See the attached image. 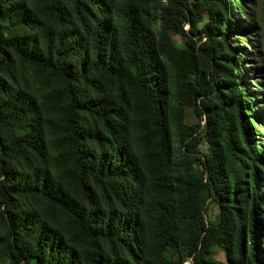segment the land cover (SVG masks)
Returning <instances> with one entry per match:
<instances>
[{
	"label": "rangeland",
	"instance_id": "obj_1",
	"mask_svg": "<svg viewBox=\"0 0 264 264\" xmlns=\"http://www.w3.org/2000/svg\"><path fill=\"white\" fill-rule=\"evenodd\" d=\"M0 1V30L5 37L27 40L35 38L38 40L39 51L45 53L46 37L53 39L54 44L60 38L64 39L63 43L69 40L66 47L71 50L72 38L77 35L80 47L76 52L71 50L70 56L73 58H69L75 67L78 59L87 52L92 58L93 34L99 26L107 30V23L118 44L114 52L115 61L124 63L130 50L123 41L125 16L130 14L135 17L139 29L149 38V56L152 66L159 72L153 80L165 113L163 121L167 130V156L162 154L154 130L147 123L148 112L141 93L125 82L102 73L89 75L86 81L75 86L79 103L84 106L78 116L83 149L88 156L96 159L99 155H111L114 148L120 145L118 147L124 149L139 165L144 185L137 186L136 190L140 192L143 201H162L166 206L167 203L172 204L181 213V221L172 236H167L163 229L154 226L146 228L147 251L142 255L145 263L193 264L189 256L190 247L202 219L211 232L202 235L205 243L200 250H203L206 259L228 264L229 255L234 254L236 233L240 225L238 220L229 221L224 218L219 203L212 198L203 206L194 202L213 169V166L209 167L210 156L213 155L208 134L209 121L214 123L220 120V116L214 115L210 120L209 115L204 114L199 119L194 109L183 107L178 94V78L183 71L187 74L190 71L185 57L188 51H192L195 57L209 49H214L218 57L230 54L239 59L241 56L243 82L246 91L255 97L256 111L262 119L258 126L261 136L257 137L256 142L264 152V43L260 25L264 0H252L251 4L246 5L245 14L237 7L236 1L226 2L232 20L236 23L233 30L241 27L251 30L245 38L231 30L230 51L222 44L217 28L218 19L224 20L223 0H190V22L184 25L186 36L172 31L168 35L164 34L163 16L172 8L169 0H82L78 3L69 0ZM10 9L20 11L21 14L5 18L3 15ZM168 41L177 51L174 56H169L166 50ZM0 80L5 83V90L10 92V96L19 95L29 100L34 110L33 116L29 118L0 119V164L6 166L10 163L12 169H9V173L18 178L21 185L46 172L53 184L62 189L72 203L91 210L92 201L96 205L93 211L97 214L105 212V193L101 186L92 183L86 193L82 192L72 175V163L66 164L61 157L63 152L69 151L63 142L65 117L61 107L65 99L60 94L66 88L65 82L56 75L17 60L0 70ZM189 81L195 85L197 76L192 75ZM229 83L231 80L227 79L217 83L225 98L236 94L228 86ZM198 105L204 112L207 111L206 107L213 112L219 102L217 97L202 95ZM107 119L112 131L118 135L116 142L109 139ZM181 126L198 127L197 133L193 135V139L198 142L196 152L186 153L182 144ZM22 138L25 141L19 152H7L11 143ZM1 151L7 153V156L4 157ZM4 179L5 176L0 173V184ZM163 181H168L175 190L174 196L169 199L161 197L155 190V186ZM261 191L264 193V186ZM12 203L10 210L18 217L25 216L34 223H44L49 231L63 236L67 248L72 252L79 255L89 250L87 245L80 242L64 213L51 203L26 194L14 196ZM261 204L264 206V194L261 196ZM6 209L5 200L0 195V264H13L8 252V226L2 214ZM259 218L264 220V215L260 213ZM258 231L264 235V226L258 227ZM22 243V251L25 252L32 247L33 242L28 237Z\"/></svg>",
	"mask_w": 264,
	"mask_h": 264
},
{
	"label": "trees",
	"instance_id": "obj_2",
	"mask_svg": "<svg viewBox=\"0 0 264 264\" xmlns=\"http://www.w3.org/2000/svg\"><path fill=\"white\" fill-rule=\"evenodd\" d=\"M69 1L78 3L82 0ZM227 1L223 0L224 20L218 19L217 28L222 44L230 51L231 30L243 38L251 30L243 27L233 30L236 23L232 20ZM233 1L237 2V7L244 12L243 14L246 12V5L253 2ZM169 2L172 8L163 16L164 34L168 35V32L172 31L186 36L184 25L190 22V0ZM1 13L2 11L0 16ZM15 14L21 13L10 9L3 16L11 18ZM124 23L126 28L123 41L130 49L124 63L115 61L114 52L118 44L107 23V30L99 26L93 34L92 58L87 52L78 59L76 67L69 58L70 51L76 52L80 47L77 35L72 38L71 50L66 47L69 40L63 43L64 39L60 38V41L54 44L53 39L46 37L44 53L39 51L37 39L27 40L20 37L10 39L0 30V70H4L9 63L17 60L56 75L65 82L66 88L60 94L65 99L61 107L65 117L63 142L69 151L63 152L61 157L66 164L72 163V175L78 181L82 192L86 193L92 183L101 186L107 207L105 212L97 214L93 211L96 205L92 204V201L91 210L75 205L62 189L53 184L46 172L34 177L33 180H26L21 185L18 178L9 173V169H12L11 164L6 166L4 163L0 164V173L5 176L0 184V195L7 206L2 214L8 226V252L13 264H36V260L37 264H149L142 258L147 251L146 228L154 226L163 229L167 236H172L176 232L182 218L181 213L172 204L167 203L166 206L162 201L147 203L143 201L140 192L136 190L137 186L144 185L139 165L124 152V149L118 147L120 145L114 148L111 155H99L96 159L88 156L83 149L78 116L84 106L79 103L75 86L86 81L89 75L102 73L125 82L141 93L146 102L144 104L148 112L147 123L154 130L162 154L167 156V130L163 121L165 113L157 96L156 82L153 80L159 72L152 66V59L149 56V38L139 29L134 16L126 14ZM260 25L264 43V9ZM166 50L169 56H174L177 52L170 41ZM185 57L190 71L188 74L183 71L178 78L181 105L194 109L199 119L204 114L209 115L210 120L214 115L220 116V120L217 119L214 123L209 121L208 134L213 150L209 167L213 166V169L210 170L207 181L194 202L203 206L212 198L219 203L224 218H228L229 221L238 220L240 225L236 233L234 254L229 255L228 264H264V235L258 231V227L264 226V220L259 218L260 213L264 215V206L261 204V196L264 194L261 191L264 186V152L256 142L257 137L261 136L258 126L262 119L256 111L255 97L246 91L240 65L241 56L239 59L230 54L218 57L214 49H209L198 57H195L192 51H188ZM192 75L197 76L195 85L189 81ZM222 79L231 80L228 86L236 92L234 96L229 95L225 98L220 92L217 83L222 82ZM202 95L217 97L219 105L215 107V111L212 112L207 107L206 112L201 109L198 103ZM32 106V102L19 95L10 96V92L5 90V83L0 80V119L29 118L34 113ZM85 109L93 111L87 107ZM182 128V144L186 153L196 152L198 142L193 139V135L197 133L198 127ZM107 133L110 140L118 141V135L112 131L108 119ZM24 141L25 138H22L11 143L9 145L11 147L6 149L7 152L8 150L19 152ZM1 154L7 156L3 151ZM155 190L166 199L175 194L168 181L157 184ZM25 194L40 197L61 210L79 236L80 242L87 245L89 250L77 255L75 251L67 248L62 235L49 231L42 222L34 223L25 216L18 217L10 210V207H13L12 198ZM196 231L189 253L193 264H223L206 259L203 250H200L205 243L202 235L211 232L204 220H200V227L196 228ZM28 237L33 242L32 247L23 252L22 240Z\"/></svg>",
	"mask_w": 264,
	"mask_h": 264
}]
</instances>
